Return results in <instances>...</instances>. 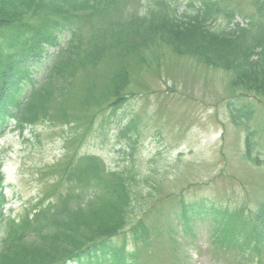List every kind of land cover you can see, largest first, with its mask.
<instances>
[{"label":"rangeland","instance_id":"rangeland-1","mask_svg":"<svg viewBox=\"0 0 264 264\" xmlns=\"http://www.w3.org/2000/svg\"><path fill=\"white\" fill-rule=\"evenodd\" d=\"M17 1L21 5L16 10L22 13L28 5L25 0ZM126 1L129 8L137 7L141 13L153 7L154 2ZM120 2V7L100 10L87 18L80 35L82 46L103 31L110 33L111 42L113 28L122 27L121 23L131 27L125 26L129 19L122 17L126 8L124 0ZM214 2L223 10L250 17L251 27L264 25V12L256 13L251 0ZM178 8L184 9L183 3ZM190 10L193 12L191 8L186 11ZM29 13L24 20L33 25L37 16L28 17ZM218 14H214L216 20L211 23L215 29L225 27V15ZM57 37L58 44H43L37 59L28 66L27 76L36 84L45 79L53 85V101L48 107L53 116L60 117L62 107L78 121L68 125L42 121L22 132L9 124L0 132L6 209L17 216L38 202L49 190L53 165L66 155L68 148L97 156L108 169L128 168L133 177L130 189L136 193V200L132 206L134 214L125 228V242L129 247L128 231L142 219L152 239L150 250L146 255L143 251L142 258L151 254L158 258L150 264H249L238 257L243 254L256 259L253 253L240 251L237 244L229 249L216 245L211 233L213 223L226 228L230 218L238 239L245 231L246 237H264V208L263 215L254 214L258 208L261 210L264 201V94L238 88L233 73L222 64L213 66L190 55H176L157 39L143 47L144 58L124 45L109 56L105 51L108 48L103 46L109 42L103 38L90 41L84 56L94 54L81 61L71 78L55 75L50 79L55 54L65 46L69 34L60 32ZM0 46V57H10V50L2 47L1 39ZM77 52L81 57L82 50ZM76 62L75 59L71 65ZM69 68L67 64L66 69ZM118 74L123 77L121 82L127 74L126 91L132 95L115 113L104 110L89 123L93 112L85 109L101 101ZM30 87L25 78L18 84L23 99ZM232 108L243 114L250 112V118L240 117L234 122ZM126 122L128 125L119 134L118 124ZM249 132L252 145L247 151L245 135ZM67 186L61 189H68ZM236 211L238 214H232ZM261 247L264 244H258L257 248ZM260 254L259 264H264V248Z\"/></svg>","mask_w":264,"mask_h":264},{"label":"trees","instance_id":"trees-1","mask_svg":"<svg viewBox=\"0 0 264 264\" xmlns=\"http://www.w3.org/2000/svg\"><path fill=\"white\" fill-rule=\"evenodd\" d=\"M120 1L123 0H39L34 4L33 0H25L28 7L22 9L21 13L16 10L21 2L0 0V39L2 47L10 50V57L6 54L0 57V130L10 117L17 118L16 127L19 129L23 128V123L36 124L43 120L50 121L52 118L61 122L73 119L62 107L59 111L60 117L50 113L48 107L53 101V85L50 81L44 79L37 86L34 85L23 100L18 91V84L24 78L33 84L34 79L27 76V69L37 59L44 48L43 44H58V33L65 31L69 33V38L55 55L53 71L48 76L50 79L55 75L71 78L73 72L81 67V61L94 54L93 52L84 56L89 45L101 38L110 43L103 45L108 48L105 50L106 55L111 56L117 49L122 50L124 45L127 50H137L135 54H139V58H144L143 47H148L150 42L157 39L176 55H190L213 66L222 64L224 69L233 73V81L238 88L243 86L242 88L249 92L258 91L264 94V25L251 27L253 23L249 22L246 27L237 23L230 26L235 14L232 10H222L228 19L226 28L215 29L211 27V23L214 22V14L221 13V8L217 7L218 3L214 0H154L153 7H148L145 13H141L137 7L129 8L124 0L126 9L122 17L129 19L125 26L131 27H123L121 23L122 27L113 28L111 42L108 40L110 33L103 31L82 46L80 35H83V25L89 21L87 18L100 10L105 12L120 7ZM195 1L199 5H196ZM184 2L193 12H187V9L179 10L178 6ZM252 3L257 12L264 11V0H253ZM28 13V17L37 16L35 24L28 25L24 20ZM127 32L130 36L124 38L123 35ZM90 41L92 42L89 43ZM26 43L30 46L27 47ZM80 49L81 57L77 52ZM61 59L64 60L60 63ZM75 59L77 62L72 66L71 63ZM67 64L68 68H71L66 69ZM118 75H115L113 84L104 91L101 101L85 109L86 112H93L89 123L93 116L104 110L115 113L132 95L126 91L127 74L123 82V77ZM104 103L106 104L103 105ZM231 112L234 122L240 117L249 119L251 115L250 112L243 114L233 108ZM251 135L250 132L245 135L247 151H250L252 145ZM66 159L60 162L61 169L58 171L59 182L69 183L65 194L57 196V201L40 205L31 217L27 214L22 220L8 221L6 226L8 225L10 231L6 232L3 239L0 264H64L66 260L90 264L83 259L92 258L102 262L110 260V264L139 262L137 250L126 252L122 238L118 243L113 241L114 237L123 235L134 214L132 206L136 193L130 189L133 177L128 168L108 172L101 162L92 156L71 155ZM2 180L3 175L0 172V188ZM2 200L0 189V225L3 217ZM74 200L77 202L72 203ZM263 208L264 201L261 210L257 209L261 213L254 212L256 217L263 215ZM232 214L238 213L236 211ZM181 216L186 218L183 212ZM227 223L226 228L215 223L213 232L215 243L225 244L226 247L237 243L238 240L230 218ZM262 223L264 229V215ZM225 224L226 221L222 220V225ZM130 230L135 246H148L150 235L143 220L138 219ZM29 234H33V239L24 240ZM246 235V231L242 233V237L245 236L243 244L254 241L255 247L258 244L263 246L262 235L256 234L255 238Z\"/></svg>","mask_w":264,"mask_h":264}]
</instances>
